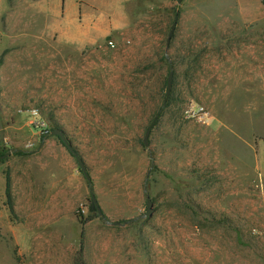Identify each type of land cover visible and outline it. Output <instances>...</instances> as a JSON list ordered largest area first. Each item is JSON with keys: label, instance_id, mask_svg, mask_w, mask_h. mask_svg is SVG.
Masks as SVG:
<instances>
[{"label": "rangeland", "instance_id": "1", "mask_svg": "<svg viewBox=\"0 0 264 264\" xmlns=\"http://www.w3.org/2000/svg\"><path fill=\"white\" fill-rule=\"evenodd\" d=\"M40 1L0 0L15 39L5 57L20 67L29 111H8L0 88V264H37L21 212L9 209L6 161L49 137L70 152L56 129L109 216L88 226L86 252L107 248L123 264H262L253 236L264 238L263 2L78 0L83 9L71 22L62 12L39 14ZM4 73L11 86L13 71ZM85 206L79 219L92 215Z\"/></svg>", "mask_w": 264, "mask_h": 264}, {"label": "crops", "instance_id": "2", "mask_svg": "<svg viewBox=\"0 0 264 264\" xmlns=\"http://www.w3.org/2000/svg\"><path fill=\"white\" fill-rule=\"evenodd\" d=\"M45 1L38 3L39 14L56 16L62 12L71 22L72 19L75 22V17L83 9L78 0H53L52 7L48 8ZM238 1L245 5L248 0ZM245 10L246 16H254L253 11ZM2 23L0 17V88H3V94L11 101L7 110L25 114L29 111L23 109L26 104L19 99L24 90L23 80L18 74L20 67L10 64L5 57L6 48L14 47L15 39L8 35ZM3 59L6 60L3 62ZM9 67L14 73L11 86L4 73ZM18 118L21 115H17ZM259 151L257 162L264 170V147ZM8 159L7 182L9 180L13 207V211H10L21 212V223L26 225L27 230L25 241L29 243L27 252L35 251L31 252V257L37 264H74L81 248L83 231L77 209L83 206L85 212L88 211L85 205L90 196L89 183L85 175L76 169L74 157L54 137H49L42 141L37 151H29L19 157L11 154ZM105 217L108 220L109 216ZM98 220L104 221L94 218L84 226V241L88 226ZM253 238L263 245L261 257L264 264V238ZM84 252L86 264L124 263L115 257L118 254L111 253L107 248L102 249L101 253H88L85 247ZM252 255L257 256V253L253 251Z\"/></svg>", "mask_w": 264, "mask_h": 264}, {"label": "water", "instance_id": "3", "mask_svg": "<svg viewBox=\"0 0 264 264\" xmlns=\"http://www.w3.org/2000/svg\"><path fill=\"white\" fill-rule=\"evenodd\" d=\"M184 0H178L179 4H181ZM264 4V0H261ZM176 25H177V22L175 21L170 32H169V35H168V39H167V47L169 46L170 42H171V39L174 35V32H175V28H176ZM173 80H174V71H173V66L171 65L170 67V73L168 75V79H167V90H166V98H165V101H164V106L165 104L167 103L169 97H170V94H171V90H172V86H173ZM160 116V113L156 116V118L154 119L153 123L151 124V126L147 129L146 131V134H145V137H144V145L145 147L148 146V138L150 136V133H151V130H152V127L154 125V123L156 122V120L158 119V117ZM52 135H55V136H59L67 145V148L69 149V151L71 153H73V155H75L77 161H78V164L81 168V171L82 173L85 175L87 181L91 182V178L90 176L87 174V169H86V166L84 164V162L78 157L76 151L74 150V148L71 146V144L67 141L66 137H65V133L60 130V129H56L54 131H52ZM0 158H3V157H0ZM92 199L94 201V203L97 205V208H98V211H99V214L102 215V211L100 209V206H99V203L95 197L94 194H92ZM146 207H147V210H146V214H145V217H152L153 214L155 213V207H154V203L151 199V197L149 195H146Z\"/></svg>", "mask_w": 264, "mask_h": 264}, {"label": "trees", "instance_id": "4", "mask_svg": "<svg viewBox=\"0 0 264 264\" xmlns=\"http://www.w3.org/2000/svg\"><path fill=\"white\" fill-rule=\"evenodd\" d=\"M62 140V139H61ZM63 141V140H62ZM64 142V141H63ZM65 146L67 147L66 143L64 142ZM69 150V149H68ZM73 154V153H72ZM75 156V155H74ZM89 189H90V198L88 199L89 205H90V211H91V216L88 217L87 219H83V217L80 216V223L83 226V231H82V243H81V248L80 250L77 252V255L75 257V261L74 264H86L85 261V241H84V237H85V232H84V226L87 224V222L93 220L94 218H101L104 221H107V218L105 217L104 214L100 215L97 205L94 203L93 199H92V194H94L93 191V186H92V182H89ZM6 198L9 202V208L11 211H13V207H12V195H11V189H10V183L9 180L7 182V189H6Z\"/></svg>", "mask_w": 264, "mask_h": 264}, {"label": "built area", "instance_id": "5", "mask_svg": "<svg viewBox=\"0 0 264 264\" xmlns=\"http://www.w3.org/2000/svg\"><path fill=\"white\" fill-rule=\"evenodd\" d=\"M194 112L196 115L199 116L200 120H204L206 118L207 114H206V112L203 111L202 108H200L199 110L194 111ZM37 116H38V112L36 110H33V112H32V119H33L32 123L37 125V126H40L43 123L39 118H37ZM78 212H85V208L83 206H81L78 209Z\"/></svg>", "mask_w": 264, "mask_h": 264}]
</instances>
